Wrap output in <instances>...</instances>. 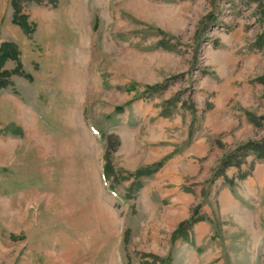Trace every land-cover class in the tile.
Here are the masks:
<instances>
[{
    "label": "rangeland",
    "instance_id": "rangeland-1",
    "mask_svg": "<svg viewBox=\"0 0 264 264\" xmlns=\"http://www.w3.org/2000/svg\"><path fill=\"white\" fill-rule=\"evenodd\" d=\"M18 5L30 25L26 36L11 23L10 0H0V43L15 45L22 72L0 90V264H264V186L256 230L243 215L223 220L215 194L208 202L213 239L195 246L171 243L184 220L150 210L131 178L200 138L206 151L197 160L206 176L184 180V190L199 192L189 216L210 197L224 155L264 143V123H252L233 102L227 109L238 125L239 118L252 125L251 139L228 143L230 133L212 134L205 125L217 80L230 79L244 101L248 85V113L264 115V0ZM13 68L12 61L3 66ZM157 85L165 89L146 90ZM107 136L119 142L112 153ZM253 157L240 173L251 174L254 161L245 160Z\"/></svg>",
    "mask_w": 264,
    "mask_h": 264
},
{
    "label": "crops",
    "instance_id": "crops-1",
    "mask_svg": "<svg viewBox=\"0 0 264 264\" xmlns=\"http://www.w3.org/2000/svg\"><path fill=\"white\" fill-rule=\"evenodd\" d=\"M218 68L219 66H217V70ZM218 71L217 74L222 75V70L219 69ZM213 85L216 87L211 102L213 106L205 113V125L212 134L230 133L231 138L227 141L228 143L251 139L252 125L244 119L241 120V118H239L240 123L238 125L236 113L227 109V105L231 102L236 103L246 112L253 109L254 103H252L251 90L247 89L248 85L245 89V95L248 96L245 101L241 95L234 97L237 90L230 83V79L217 80L213 82ZM205 151L203 141L196 138L185 151L183 150L179 155L166 159L158 171L148 177H141L137 190L142 193L145 200L147 199L146 202L150 204L148 207L150 210H156L160 207V211H165L166 218H170L171 222H180L189 217L187 216L188 209L193 202L199 199V192L198 188L193 189L191 187V191H188L184 190L182 186L186 185L184 183L186 177H192L198 182L205 178L206 174L201 175V163L197 160L205 155ZM248 160L245 162L254 161L253 170L244 179H236L237 174L240 173L239 170L243 167L242 163L238 167L239 169L228 167L224 171L226 179H233L231 186L224 182L223 177H217L209 184V192H207L210 197L200 206L198 210L200 219L190 227L187 236V239L192 241L195 246H200L202 243L206 244L213 239L214 228L211 227L210 221L213 208L208 202L212 203L211 198L215 194L214 210L218 212L220 217H223V220L237 223L241 221L237 215H243L247 219V228L251 225L249 221L251 218L254 230H256L258 222L255 216L256 207L262 206L258 202V198L263 193V191L258 193L257 189L264 186V159L255 161L253 157ZM149 178L151 179L149 180ZM253 197H255L254 200ZM164 201L166 202L165 205L161 206L160 203Z\"/></svg>",
    "mask_w": 264,
    "mask_h": 264
},
{
    "label": "trees",
    "instance_id": "trees-1",
    "mask_svg": "<svg viewBox=\"0 0 264 264\" xmlns=\"http://www.w3.org/2000/svg\"><path fill=\"white\" fill-rule=\"evenodd\" d=\"M22 0H10V6L13 10L12 16H11V23L15 26H17L21 32L26 36L30 34V25L27 23V17L20 13L18 2H21ZM35 3H41L43 1H50V0H32ZM52 1V0H51ZM7 61L14 62V68L11 71H7L3 69L4 64ZM22 74L21 72V64L18 59V51L15 45L11 42H1L0 43V90L4 89L8 86V78L11 75H17ZM26 76V75H25ZM264 82V79H260ZM147 91L150 92H156L158 90L163 91L165 87H162L160 85L153 86V87H146ZM170 106H174L173 103L169 104ZM115 111H120V108H115ZM247 117L250 119V121L253 123L254 121H257L259 125V121L264 123V115L261 117H255L252 116L250 113L245 112ZM114 139L116 137L114 136H107L105 138L106 142V151L108 153H112L115 151L116 146H118L117 142L114 145ZM249 154L254 155V160H263L264 159V143H257V142H247L241 146H237L232 152H230L227 155H224L215 166L214 173L212 175V181L216 179L217 177H223L224 182L231 186L233 184V179H226L224 176V171L228 167H235L238 168L242 163L245 157H247ZM163 162H157L156 164H153L149 167L139 169L134 171L131 174V178L136 181V187L139 188V182L138 179L141 177H148L155 173L161 166ZM110 169L106 168V172L108 173ZM103 177H105V170L103 169ZM248 174L247 173H238L236 176L237 180L244 179ZM211 181V182H212ZM199 210V204H196L191 212L189 217L178 223L175 227V229L172 231L170 236V241L173 243L177 239L186 240L188 236V230L190 227L197 222L200 218L197 216ZM159 261L160 264H169V259H162V260H156Z\"/></svg>",
    "mask_w": 264,
    "mask_h": 264
},
{
    "label": "bare ground",
    "instance_id": "bare-ground-1",
    "mask_svg": "<svg viewBox=\"0 0 264 264\" xmlns=\"http://www.w3.org/2000/svg\"><path fill=\"white\" fill-rule=\"evenodd\" d=\"M65 189V188H64ZM66 195V194H65ZM93 202H94V200H93ZM95 204V203H94ZM80 205H82V203L80 204ZM83 206V205H82ZM89 206V205H88ZM94 207H95V205H93ZM92 206V207H93ZM84 207H85V205H84ZM76 209V208H75ZM93 209V208H92ZM96 209V208H95ZM84 210V209H83ZM78 211V210H77ZM75 213H76V211H75ZM85 215V214H84ZM78 217H79V215H78ZM87 217V216H86ZM98 218V217H97ZM76 219V218H75ZM86 219H88V218H86ZM94 219V218H93ZM84 221H87V220H84ZM98 221V220H97ZM94 222H96V221H94ZM92 224V223H91ZM77 225V224H76ZM88 225V224H87ZM74 226V225H73ZM78 227V226H77ZM90 227V226H89ZM76 229V228H75Z\"/></svg>",
    "mask_w": 264,
    "mask_h": 264
}]
</instances>
